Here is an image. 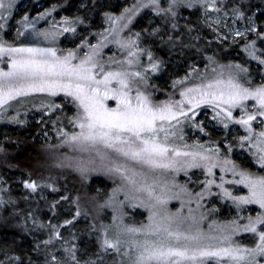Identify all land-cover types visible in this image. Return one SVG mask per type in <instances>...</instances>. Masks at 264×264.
I'll return each mask as SVG.
<instances>
[{"label":"snow or ice","instance_id":"1","mask_svg":"<svg viewBox=\"0 0 264 264\" xmlns=\"http://www.w3.org/2000/svg\"><path fill=\"white\" fill-rule=\"evenodd\" d=\"M261 3L264 4V0ZM15 7V0H0V33L8 29ZM145 9L151 10L165 26L151 31L145 29L147 37L158 41L170 55L177 50L184 54L185 48L200 50L198 43L192 44L193 40L200 39L192 35L195 30L186 24L184 31L177 24L181 9L199 11L204 25L215 33L217 43L243 41L241 51L259 66L260 83H254L250 69L244 64L218 65L213 56H206V67L211 66L212 77L200 74L189 65L185 76L172 82L174 90L179 86L180 99L170 96L167 101L154 102L153 95L158 89L151 78L163 70L166 62L155 55L152 47L142 46L145 37L141 32L126 38L121 35ZM55 11L53 5L35 19L24 15L17 21L15 39H42L49 44L47 47L16 46L0 35V63H7V71L0 69V119L22 125L24 121L18 117L29 103L43 116H51L70 102L76 112L63 119L78 131L69 133L63 128L57 129L59 144L56 147L67 148L68 152L57 158L53 166L75 172L81 180H87L93 172L118 177L120 186L94 209L98 217L100 209L111 208L113 223H101L99 227L93 223L91 231L99 233L96 250H82L75 242L78 237L72 227L80 217H88L89 211L82 209L78 197L72 199L67 194L66 187L63 190L57 187L51 174L39 181L29 175L19 182L33 196L40 193L39 199L45 201L52 213L48 223L39 219V207L29 206L26 211H17V201L2 195L10 192L3 186H0V209L12 207L16 219L23 221L26 233L41 232L46 238L34 237L31 250L23 255L4 250L0 264H264V175L251 173L230 158H222L219 147L205 148L202 144L180 147L175 143L178 135L183 140L180 133L185 124L211 140L213 132L205 128L204 122L196 120V110L208 106L213 112L211 119L215 121L212 127L224 130L215 143H223L231 153L232 144L225 142L232 131L230 125H240L246 134L233 138L264 170V20L261 19L264 9L243 0H166V3L136 0L119 16L104 13L108 27L94 34L98 42L92 44L85 37L75 49H58L54 45L64 33L77 35L76 26L85 24L81 17L62 18L58 23H50L45 30L36 28L37 20ZM109 43L117 46L120 58L113 55L104 61L102 49ZM85 47L90 50L83 51ZM35 94H41L39 105L35 99L29 100ZM61 94L65 98L61 103L51 99ZM107 101H115L116 106L109 107ZM249 101L253 103L250 105ZM10 109L16 115H8ZM236 110H239V118L234 116ZM40 122H44L43 118ZM254 122L261 125L260 131H256ZM189 148L192 150H187ZM194 168L203 169L206 177L198 192L176 183L174 176L163 182L160 179L163 173L183 171L187 174ZM216 168L220 170L219 182L213 171ZM228 173L233 179L225 178ZM226 184L243 185L248 194L233 195ZM213 187L219 192H214ZM45 189L54 194L50 201ZM121 191L124 201L115 195ZM213 195L230 200L238 219L209 225L208 231H204L201 227L204 213L197 217L194 212L203 208L201 201ZM33 196L26 194L23 199L29 201ZM173 199L180 200L181 208L185 203H195L196 209L190 207L187 216L181 210L170 212L167 205ZM125 201L145 208L148 222L139 227L125 224L122 211ZM62 202H68L65 211L72 213L74 208V214L53 223ZM253 204L260 212L255 217L249 215L247 222L242 223L243 206ZM62 229L68 230L69 235L65 236ZM112 230L114 234L110 235ZM242 234L254 237V246L243 245L235 239Z\"/></svg>","mask_w":264,"mask_h":264},{"label":"trees","instance_id":"2","mask_svg":"<svg viewBox=\"0 0 264 264\" xmlns=\"http://www.w3.org/2000/svg\"><path fill=\"white\" fill-rule=\"evenodd\" d=\"M34 1L36 0H30V4L23 11L14 13L12 19L18 21L25 13L31 15L34 11V5L32 4ZM39 2L42 3L43 6V8L41 9V13L47 11L48 9H51L53 5L56 6V11L53 12L51 16H49L50 18L67 17L69 19H72L76 16H79L82 19H85V17L87 18L85 12L88 11L90 15H94L95 17L92 21L93 24H97L99 21H102L106 24L105 16H103L102 14V12H104L103 9L107 8L108 6L106 0H39ZM243 2L251 3L252 5H260V8L264 9V4L261 3V0H243ZM80 4H82L83 7H79ZM118 5L120 4H117L115 6V9L118 8ZM254 10L259 12L260 9ZM145 11L151 10H143L141 15L136 19V21H134V34L136 32H141L145 37V39L142 41H145L146 46L152 47L155 55L158 58L163 59L164 61L171 64L167 65L165 70H162L159 74L152 76L151 83L155 86L156 89H159L158 80H163L164 83H169L172 87L173 80L178 79L175 77H177V75L179 74H182V68L184 67H187L189 69V65L193 67V63L198 64L199 67L205 66L206 64H208L207 60L205 59L206 56H213L214 59L221 64H244L250 69L252 77H254L252 68H250L248 64L255 63L254 61L249 60L246 54L241 51L243 41L241 40L236 44L229 42L217 43L215 33L209 30L204 25L201 20V14L199 11H189L188 9H181L180 15L177 19V24L179 28L184 31H186V24L195 30L193 31L192 35H198L200 39L198 41L193 40L192 44L195 45L198 43L200 50L197 51L196 47L185 48L183 49L184 54H181L180 50H177L171 55L166 48H163L159 45L158 41H152L151 38L147 37V33L144 31L145 29L151 31L154 27L163 28L165 26L161 24L160 19L158 17H155L152 12H149L152 14L150 19L148 17L145 18ZM261 19L264 20V17H261ZM167 27H170V25ZM209 42H211V44ZM175 64H181V67L176 66V71L174 70ZM31 111L35 113L38 112L33 109H28L26 110V113ZM197 113V120L201 119V121L204 122L205 128L213 132V136L210 140L208 136L203 135L199 132L198 129L192 128L189 124L186 126L188 128V133L185 134L184 132V136L185 139L187 137L190 139V141H185H196L197 143H199L206 140L210 147H219L220 151L221 149L227 150V148L224 147L223 143H220L219 145L215 143L216 140L221 139L224 130L223 128L216 129L212 127L215 124V121L211 119V115L209 114L210 111L208 109L206 110L205 108H202ZM23 114H25V112L21 113L20 115L23 116ZM205 114H207V116H205ZM65 115H68V108L62 109L60 113L53 112L51 116H47L43 119V123L25 121L21 125L8 123L6 121H0V182H3L2 184H0V186L10 189L9 193H3L2 195H4L5 198H8L10 196L12 199L17 201V211H19L20 209H24L26 211L29 206H31L32 208L39 207L37 215L43 223L47 224L49 218L52 217V213L48 210L45 201L39 199L40 193L38 192L33 196V194L23 188L22 183H20L19 181L21 180V178L27 179L29 175H31L32 179L39 181L51 174L52 178L56 181L57 187H60L62 190L66 187L67 194L72 199H76L78 197L82 209L89 211L88 217L82 216L76 221L74 227H72V231L76 233L78 240L75 242L82 250L84 248H87L89 252H94L97 247L96 240L99 234L98 232L91 231V226L93 223H95L92 215L96 213L94 209L98 207L96 202H98V204L100 205L105 201L110 184L108 183V181L102 179L99 182L92 178L86 181L81 180L78 175H75L74 172L68 169H51V167L47 166L51 163V161L46 153L49 151H53L54 155V148L59 144V135L57 130H55L54 135L50 141L42 138V135L44 133L42 124H48L51 128L61 126L65 131L69 132L67 129L69 128L68 126L70 124L68 123L67 119H63ZM58 116L62 117V119L57 120ZM2 125L8 126V129H4ZM2 131H4V133H2ZM183 131L184 129L182 130V133ZM232 135L233 133L231 132L227 137V141L225 142H230L232 146H234L235 141ZM234 149L235 148H233L232 151H234ZM236 150H239L237 149V146ZM227 154L230 155L232 161H234L237 165L243 167L247 171L256 175H264V173H262L261 171H255L256 168H254V162L252 160L250 163L246 161V159L244 158L245 156H247L246 154L243 158L234 157L232 152H228ZM43 155L45 160L42 159ZM204 176V173L196 170L193 171L190 177H198L199 181L197 182L201 184V182L205 178ZM190 180L188 181L185 180V178H180L181 183L184 185H189L188 183L190 182ZM44 193L48 197L49 201L54 195L46 189L44 190ZM26 194L29 196H33V198L29 201H25L23 197ZM62 205L63 206L59 209L58 217L53 218V223H56L57 220L62 222L63 219L71 218V215L74 214V208L72 209V213L65 211V209L69 207L68 202H62ZM236 215L237 214H233V212L231 211L228 218L231 217V219H235ZM28 227H32L30 221L28 223ZM62 231L64 232L65 236L69 235L68 230L62 229ZM41 236H45L46 238V235L41 232H33L31 234L26 233L24 231L23 221L16 219V217L13 215L12 207H8L7 209H0V255H2L4 250H8L9 252L14 254L23 255L25 252H29L31 250L34 243L33 238H39ZM109 264H111V262H109Z\"/></svg>","mask_w":264,"mask_h":264},{"label":"rangeland","instance_id":"3","mask_svg":"<svg viewBox=\"0 0 264 264\" xmlns=\"http://www.w3.org/2000/svg\"><path fill=\"white\" fill-rule=\"evenodd\" d=\"M106 1H107L106 3H108V6H107V8L103 9L104 10V12H102L103 16H104V13H109L113 16H119L125 7H131L136 2V0H106ZM162 2L166 3V0H162ZM15 3H16V7L13 10L12 16L14 13H18L19 11H23L30 4V0H15ZM32 4L34 5L33 13L31 15H28L25 13L22 15V17L19 20H22L24 15H28L30 19H35L36 17L39 16V14H41V9L43 8L42 3H40L39 0H36ZM117 4H120V5H118L117 9H115V6ZM79 7H83V5L80 4ZM149 12H151V11H145V13H144V15H146V16H144L145 18L146 17H148L149 19L151 18L152 14ZM141 13L133 20V23L131 25H129V28L125 29L124 32L121 33V35L123 37L126 38L129 35L134 34L133 24H134V21H136V19L141 15ZM85 14L87 16V18L85 17V19H84L85 24L76 26L77 27V35L73 36L72 33H64V34L60 35L55 42V45H54L55 47H57L58 49H75L77 47V45H79L85 37H87V39L92 44H96L98 42V36L94 35V34L103 32L108 27V24L107 23L105 24L102 21H99L97 24H93L92 21L95 18L94 15H90V13L88 11L85 12ZM212 15H215V14L213 13ZM141 19H143V18H141ZM61 20H62L61 17H57V18L46 17L45 19L37 20L35 26L38 30H45V29H49L50 23H58ZM105 22H106V20H105ZM18 26L19 25L17 24V21L14 19H11L9 21L8 29L5 32L0 33V35H2L3 38L7 42H9V43L14 42L16 46H20L21 44H23L24 46H39V47L49 46V44L46 43L45 41H43L42 39L40 41H36L34 39H31V38L25 39L23 37L20 39H15L16 28ZM241 27H243V25H241ZM208 29L211 30L210 28H208ZM221 30L223 31V28H221ZM227 42L232 43L231 41H227ZM142 46H146L145 41H142ZM89 50L90 49L87 47H85L83 49V51H89ZM80 55L82 57L83 52H81ZM113 55H115L117 58H120V52H119L117 46L115 44L109 43L107 45V47L102 49V57H103L104 61H107L108 58L110 56H113ZM146 62L147 61L145 59V63ZM254 63L255 64L249 63L248 66H250V68H252V71L254 74V77H253L254 83L259 84L260 83V73L258 72L259 66L257 65V63L255 61H254ZM223 64L227 65V63H223ZM223 64L218 63V65H223ZM167 65H171V64L166 62L164 67H163V70H165ZM173 65H174V63H173ZM206 65L199 67L198 64L193 63V67L197 70V72H199L200 74H207V76L210 78L214 74L211 71V66L206 67ZM176 66L181 67V64H175V69H174L175 71L177 70ZM0 69L7 71V63L6 62L0 63ZM182 70H183L182 74L177 75V77H175V78H183L185 76L184 73H186L185 71H189V69L187 67L182 68ZM219 71H220V68L217 67V72H219ZM225 71H227V70L225 69ZM158 81H159V86H158L159 89L154 92V95H153L154 102L159 103L161 101H167L170 96L176 100L180 99L179 90H178L179 86H177V89L174 90L170 86L169 83H164L163 80H158ZM167 82H169V81H167ZM193 82H198V80H194ZM164 91H166V92H164ZM40 96H41V94H35V96L30 97L29 100L35 99L36 105H39ZM44 98L50 99L47 97H44ZM51 99H55V101L57 103H61L62 101L65 100V98L62 94L55 97V98H51ZM248 103L251 105L253 102L249 101ZM107 105L109 107H115L116 106L115 101H107ZM71 106H72V104L70 102L63 104L62 109L68 108V115L67 116H71L76 112V109L73 106L72 107ZM202 108H205L206 110L208 109L210 111L209 114L212 117V115H213L212 109L208 106H201L199 109L196 110V112H198ZM28 109L35 110V107H33V105L31 103H29L26 105L25 108L21 109L20 114L26 112V110H28ZM54 112L60 113L61 109H56ZM8 115H16V113H15V111H12L10 109ZM239 115H240L239 110H236L234 112V116L239 118ZM205 116H207V114H205ZM45 117H47V116H43L42 112L35 113V112L31 111V112H28L26 114V116H25V114H23V116L20 115L18 117V119H20L24 122L25 121H28V122L33 121L35 123H39L41 121V118L44 119ZM196 120H197V118H196ZM0 121H5V120L0 119ZM197 122H201V119L197 120ZM187 125H189V124H185L182 126V130L184 129L183 133L181 132L183 135V140L179 139V135L175 139V143L178 146L183 147L184 144H187L189 146H193L196 144H202L205 146V148L210 147V145L208 144V142L206 140L199 142V143H197L196 141L186 142V141H190L189 138L186 137V139H185V136H184V132H185V134L188 133L187 132L188 128L186 127ZM253 126L256 129V131L261 130V125H259L258 123L254 122ZM2 127L4 129H8V126H6V125H2ZM68 127L69 128L67 130L69 131V133H71L73 131H78V129H74L71 125H69ZM185 127H186V129H185ZM58 128H62V127L56 126L54 128H51L48 124H42V129L44 130L42 138L47 139V141H50L54 135L55 130H57ZM230 129H232L231 132L233 133V135H232L233 137H237V136H241V135L246 134L244 132L243 128L240 127V125H230ZM2 133H4V131H2ZM45 133H47V135H45ZM199 137H200V134H199ZM201 140H203V139H201ZM234 141H235V144H234L233 148H235V149H234V151H232L233 156L236 158H238V157L243 158L246 154L247 156L244 157L246 159V161H248L250 163L252 160L254 162L253 156L250 155V153L248 151H245V150L241 149L239 147V145H236V144H238V140L234 139ZM236 146H237V149H239V150H236ZM212 148H215V147L212 146ZM187 150H192V149L189 148ZM221 151H222L221 152L222 158H230L231 159L230 155L227 154L228 152H226V151H228V149L227 150L221 149ZM67 152H68L67 148L61 149V148H57V147L54 148V155H53V151L47 152L46 154H47L48 158H50V161H51V163L48 164L47 166L51 167V169L55 168L53 165L56 162V159L61 157L63 153H67ZM47 156H46V159H47ZM42 159L45 160L44 155L42 156ZM241 168H243V167H241ZM254 168H256L255 171H259V172L261 171L262 173H264V170L260 169L258 164H256L255 162H254ZM196 170L204 173L203 169H195L194 168V169L188 170L187 174H185V172H183V171H181L178 174L177 173H163V174H160V179L163 182L164 180H171L172 177L174 176L176 183H178L180 185H184L181 183L180 178H185V180L189 181L190 180L189 177L191 176L193 171H196ZM213 171L215 174L216 181L219 182V176H220L219 168H216ZM75 175L79 176V174H77V173H75ZM90 178L96 180L97 182L101 181V179H102V180L108 181V183L110 184V186L108 188L109 191L106 194L105 201L108 199V197L110 195L113 194L114 189H117L121 184V181L118 177L109 176V175L104 174L103 172H93L89 175L87 180H89ZM205 178H204V180H205ZM225 178L227 180H231V179H233V176L230 173H228V174H226ZM235 179H239V177H235ZM197 181H199L198 177L191 178L190 182L188 183L189 185H185V186L193 192H198L202 189L203 184L202 183L200 184ZM225 187L228 190H230L233 193V195L246 196L248 194L247 188H245L243 185L226 184ZM213 191L219 192V189H216L215 187H213ZM115 195H116V198L118 200L124 201L125 198H124V193L122 191L115 193ZM133 203L134 202H129V201L124 202V207L122 209V211L124 213L123 222L127 225H130V226L139 227L142 223L146 224L148 222V220H147L148 212L143 207H140V206L134 207ZM201 203L203 204V208L196 210L194 212V214L197 217H199L201 212L204 213L205 218H204L202 225H201V227L203 228L204 231H208L209 225H212V224L221 225V224H225V223L233 220V219H231V217L228 218L231 211L233 212V214H237V210L232 205V202L230 200L223 199L220 196H216V195L207 196L203 201H201ZM96 204H97V206L99 205L98 202H96ZM190 207L192 209H196V204L195 203H192V204L185 203L183 208H181V203H180V200H178V199L170 200L168 205H167V208L170 212H176L177 210H181L182 214L185 216L188 215V209ZM212 209H215V211H212ZM99 211H100V215L98 217L95 216L96 213L94 215H92L94 222L97 225V227H99V225L101 223H103L105 225H112V223H113V220H112L113 212H112L111 208H103V209H100ZM258 212H260V209L258 208L257 205L253 204V205L243 206V210L240 213V215H243L245 217V219L242 221V223L247 222L246 218L249 215H252L253 217H255ZM219 217H221V218H219ZM235 219H238V214L236 215ZM111 234H114V230L110 231V235ZM235 239L237 241L241 242L243 245L254 246V237H252L250 234H242L240 236L235 237Z\"/></svg>","mask_w":264,"mask_h":264}]
</instances>
